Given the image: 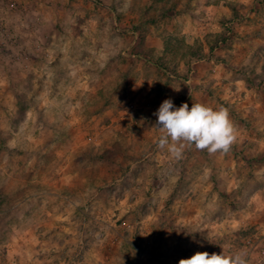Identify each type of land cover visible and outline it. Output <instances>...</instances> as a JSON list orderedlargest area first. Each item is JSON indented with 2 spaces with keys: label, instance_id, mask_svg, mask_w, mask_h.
I'll return each instance as SVG.
<instances>
[{
  "label": "rangeland",
  "instance_id": "374dc122",
  "mask_svg": "<svg viewBox=\"0 0 264 264\" xmlns=\"http://www.w3.org/2000/svg\"><path fill=\"white\" fill-rule=\"evenodd\" d=\"M166 99L225 108L229 151L159 148ZM247 239L264 0H0V264H179Z\"/></svg>",
  "mask_w": 264,
  "mask_h": 264
},
{
  "label": "clouds",
  "instance_id": "9594fccd",
  "mask_svg": "<svg viewBox=\"0 0 264 264\" xmlns=\"http://www.w3.org/2000/svg\"><path fill=\"white\" fill-rule=\"evenodd\" d=\"M156 127L161 132L157 140L159 148H167L175 159L181 158L186 146H195L213 154L229 151L235 140V127L228 111L212 108L201 103H187L175 107L171 99H166L154 113ZM179 264H247L241 253L225 255L197 252L188 259H181Z\"/></svg>",
  "mask_w": 264,
  "mask_h": 264
},
{
  "label": "crops",
  "instance_id": "0c3cea01",
  "mask_svg": "<svg viewBox=\"0 0 264 264\" xmlns=\"http://www.w3.org/2000/svg\"><path fill=\"white\" fill-rule=\"evenodd\" d=\"M212 61V60H211ZM253 245L248 247L246 245L242 246L243 247H248L246 251V257L249 258V261L251 262L252 260L256 261L255 264H264V254H261V251H264V244H258V241L253 240ZM226 244V243H225ZM222 252V251H221ZM226 252V251H225ZM227 253V252H226ZM249 256V257H248ZM248 262V261H247Z\"/></svg>",
  "mask_w": 264,
  "mask_h": 264
},
{
  "label": "built area",
  "instance_id": "2783aa9c",
  "mask_svg": "<svg viewBox=\"0 0 264 264\" xmlns=\"http://www.w3.org/2000/svg\"><path fill=\"white\" fill-rule=\"evenodd\" d=\"M253 239H247L246 241H245V244H246V246H248V247H250V246H252L253 245ZM261 254L263 255L264 254V251H261Z\"/></svg>",
  "mask_w": 264,
  "mask_h": 264
}]
</instances>
